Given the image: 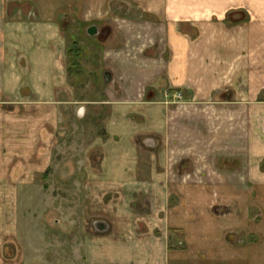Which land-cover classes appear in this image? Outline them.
Masks as SVG:
<instances>
[{
    "label": "crops",
    "instance_id": "crops-1",
    "mask_svg": "<svg viewBox=\"0 0 264 264\" xmlns=\"http://www.w3.org/2000/svg\"><path fill=\"white\" fill-rule=\"evenodd\" d=\"M70 1L74 9H82L88 0ZM99 1L93 0V8ZM105 1L110 6L102 15L108 18L106 27L85 24L87 35L103 42L109 105L105 139L96 143L101 164L85 170V180L75 181V195L86 192L84 200H76L86 233L79 230L74 238L84 241L86 263L264 264V250L252 241L244 244L245 234L257 233L254 224L244 232L232 216H211L205 195L238 191V185L228 186L224 178L213 183V169H223L225 177L237 176L234 171L242 170L245 161L254 168L253 162L264 158V121L259 127L264 104L243 99L264 96V0ZM47 27L54 29L55 24ZM141 40L150 46L156 42L155 57L135 52ZM216 42L219 56H212L210 45ZM166 51L170 53L164 55ZM54 58L40 56L34 73L41 77L44 68L49 75L44 80L53 79ZM66 72L67 67L60 75ZM170 89L182 90L185 101L166 102ZM230 90L239 99L231 100ZM245 112L252 114L246 136ZM121 194L123 199H118ZM49 204V228L64 225L58 213L63 207ZM97 222L106 229L99 231ZM4 229L0 264H21L19 239L12 234L19 230L18 223L7 234L13 235L9 245L15 263H7L3 252ZM50 233L29 240L50 237L47 246L52 249V241L60 239Z\"/></svg>",
    "mask_w": 264,
    "mask_h": 264
},
{
    "label": "rangeland",
    "instance_id": "rangeland-1",
    "mask_svg": "<svg viewBox=\"0 0 264 264\" xmlns=\"http://www.w3.org/2000/svg\"><path fill=\"white\" fill-rule=\"evenodd\" d=\"M92 2L88 0L82 9H74L70 0L67 3L66 0H0V228L5 226L2 237L7 263H15L14 250L9 245L13 235L7 234L11 233L12 225L18 223L19 230L12 234L16 241L17 236L19 239L21 264H87L84 241L74 239L79 230L83 231L82 235L86 233L85 225L80 226L84 220L83 210L76 207L81 197L85 199L86 192L82 189L76 196L75 181L85 180L83 172L101 164L102 151L96 143L105 139L109 114L108 82L104 78L108 67L102 61L103 42L90 38L85 26L92 22L104 26L108 18L103 19V11H108L110 6L103 0L99 1L98 8H93ZM124 2L118 3L123 5ZM51 24H55L54 29H48L47 25ZM56 24H61L62 29ZM109 27L113 35L114 29ZM145 40L139 41L141 46H137L135 52L141 55L147 51L155 57L156 42L150 46ZM210 48V55L219 56L218 42ZM53 55L57 71L53 79L51 76L45 81L44 77L49 75L44 68L41 77L34 73L36 60ZM66 67V75H60ZM227 87H231V83ZM49 91H54L55 95L51 97ZM168 91L164 96L166 102L185 101L182 90ZM176 91L181 93L180 98L174 97ZM226 92L232 94L231 100L239 99L235 98L233 90ZM243 99H253L251 104H264V96ZM244 115L246 136L252 114L245 112ZM258 115L263 116V113L255 114ZM263 121L261 117L260 128ZM254 164L251 168L245 161L242 170L234 171L237 176L225 177L223 169H213V183L224 178L228 186L238 185V191L205 195L211 201L208 210L211 216L216 212L232 216L234 221L243 224L244 232L254 224L257 233L245 234L244 244L252 241L264 250V158ZM230 169L233 167L229 168V173ZM64 172L69 176H61ZM118 199H123V194ZM50 201L56 207H63L58 208V213L65 220L64 225L54 229L47 223L53 211ZM175 201L177 198L173 203ZM224 205L226 209L222 208ZM50 232L60 239V242L52 241V249L47 246L50 237L44 241L39 236L37 243L29 240L34 234L50 235ZM58 248L61 251L55 254ZM23 255L33 256L27 261Z\"/></svg>",
    "mask_w": 264,
    "mask_h": 264
},
{
    "label": "water",
    "instance_id": "water-1",
    "mask_svg": "<svg viewBox=\"0 0 264 264\" xmlns=\"http://www.w3.org/2000/svg\"><path fill=\"white\" fill-rule=\"evenodd\" d=\"M94 27H92L90 30H89V32L91 33V34H93V32L92 31H94ZM96 227H97V229L99 230V231H104L105 229H106V224L105 223H103V222H97L96 223Z\"/></svg>",
    "mask_w": 264,
    "mask_h": 264
},
{
    "label": "built area",
    "instance_id": "built-area-1",
    "mask_svg": "<svg viewBox=\"0 0 264 264\" xmlns=\"http://www.w3.org/2000/svg\"><path fill=\"white\" fill-rule=\"evenodd\" d=\"M182 95L180 94V93H176L175 95H174V97H176V98H180Z\"/></svg>",
    "mask_w": 264,
    "mask_h": 264
},
{
    "label": "trees",
    "instance_id": "trees-1",
    "mask_svg": "<svg viewBox=\"0 0 264 264\" xmlns=\"http://www.w3.org/2000/svg\"><path fill=\"white\" fill-rule=\"evenodd\" d=\"M73 67H72V64H71V69H72Z\"/></svg>",
    "mask_w": 264,
    "mask_h": 264
}]
</instances>
